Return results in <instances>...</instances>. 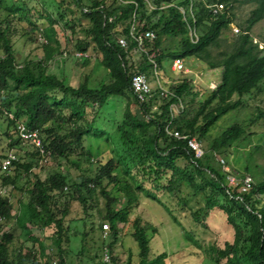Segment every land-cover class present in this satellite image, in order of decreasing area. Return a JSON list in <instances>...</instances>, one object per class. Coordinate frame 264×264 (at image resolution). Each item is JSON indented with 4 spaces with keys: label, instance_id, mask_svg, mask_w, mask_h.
<instances>
[{
    "label": "trees",
    "instance_id": "obj_1",
    "mask_svg": "<svg viewBox=\"0 0 264 264\" xmlns=\"http://www.w3.org/2000/svg\"><path fill=\"white\" fill-rule=\"evenodd\" d=\"M29 1L12 0L9 8L11 13L31 16L32 10L39 13L37 17L32 16L33 20L29 19L35 28H39L36 24L39 18L47 21L48 26L42 28L46 39L42 43L43 60L19 65L10 38L9 20L6 16L0 18V95L4 97L0 111L12 114L11 119L8 118L13 129L9 145L23 142L32 148L27 153L30 159L24 162H20L16 151H9L15 155V159L11 161L9 170L2 172L0 179V223L13 218L15 224L28 236L30 245L23 247L11 232H6L0 226V264H41V261L45 264H67L72 238H79L77 254L82 257L87 252L86 238L93 239L92 235L96 232H99L100 240L94 256L87 255L88 264H120L114 246L120 233L119 224L128 223L133 228L131 236L138 246L140 259L137 264H167L166 252L154 255L149 247L147 231L156 234V228L140 217L130 218V215L139 201L138 190H143L151 199L160 200L159 193H179L183 183L190 188L189 195H201L204 198L202 206L190 211L194 222L205 228L208 215L219 209L235 229L232 243L225 242L222 247L209 244L208 251L213 262L222 264L226 260L230 264H264V201L259 198L264 194V174L261 180H253L249 191L238 192L225 184L221 167L213 158V152L222 156V151L241 136L242 127L235 123L222 130L208 142L200 158L193 156L186 140L169 136L165 130L173 113L170 104L180 100L183 109L173 118V128L201 141L220 117L230 110L241 108L244 97L251 95L254 89L259 90V83L264 79V52L260 53L258 45L252 41L250 31L254 24L264 18V0H250L256 6L244 19L231 48L216 52L213 49L220 46L221 35L230 29L233 20L227 4L238 0L198 1V12L194 10L193 16L188 12L185 16L179 6L187 10L192 3L195 9V0L175 3L172 0H150V13L147 12L146 0H91L89 3H84V0H59V8L65 5V9L71 11L74 7L89 20V25L84 29L85 37L77 39L75 44L76 49L82 51L91 46L94 52L100 54L98 58L101 65L109 70L111 80L98 86L90 84L87 74L74 85L67 82L64 75H56L46 69L43 61L50 60L61 51L54 28L56 19L48 16L43 8L29 6ZM215 1L223 2L225 9L213 14L204 4ZM83 7L88 11H84ZM151 14L156 15L155 20L151 19ZM59 16L62 18L61 14ZM109 16L113 17L111 21L107 19ZM133 19L143 22V29L155 31L151 50L156 49L154 60L158 68L165 58L177 57L198 58L209 68H221L214 89L205 95L192 114L187 112L184 98L194 96V93L184 81L169 88L171 94L162 97V102L154 111L151 108L153 91L147 101L135 98L130 86L131 75L136 72L146 73L153 66L148 54L138 50L133 41H129L126 48L117 42L118 36L128 34ZM202 23L205 26L197 34V40L192 41L189 29L195 28L198 32ZM173 38H179L176 50L161 48L164 41ZM133 50L140 53L141 60L137 64L130 58ZM73 57L77 58L74 54ZM89 57L83 58L85 64L89 62ZM127 94L131 96L134 109L125 110L122 122L116 129L121 144L127 147L134 168L131 173L134 182L121 181L117 176L118 160L110 158L106 162L96 161L91 174L80 173L70 178L64 172L55 170L44 178L35 174L25 186H18L19 177L22 174L28 175L46 155L49 158L68 159L71 153L83 148L84 136H100L101 128L95 122L97 114L88 119L87 105H96L101 112L107 107L110 97ZM260 115H264V111H260ZM22 119L29 130H38L42 152L15 134V123ZM64 125H67L66 130ZM9 152L0 155V163ZM80 153L89 155L84 150ZM178 159L185 163L179 164ZM89 161L92 162V158ZM74 164L77 167V163ZM11 170L15 172L10 174ZM125 171L130 172V168L125 166ZM9 186L12 187L10 190H18L25 196L21 195L14 202L7 194L10 192ZM96 194L105 200L103 213L98 210L94 199ZM180 200L185 201L184 198ZM14 203L18 204L17 210ZM73 203L79 206L81 228L72 225L73 220L69 218ZM97 216H100L101 221L96 220ZM103 223H107L110 228L106 243L110 263L101 262ZM30 226L42 229L43 238L47 237L52 244L51 252L44 247L43 238L30 234ZM124 264H130V256Z\"/></svg>",
    "mask_w": 264,
    "mask_h": 264
},
{
    "label": "rangeland",
    "instance_id": "obj_2",
    "mask_svg": "<svg viewBox=\"0 0 264 264\" xmlns=\"http://www.w3.org/2000/svg\"><path fill=\"white\" fill-rule=\"evenodd\" d=\"M11 1L0 0V18L6 16L9 20L10 38L18 64L22 65L29 61L43 60V45L41 43L42 40L39 41V37H44L42 28L48 26L47 21L44 18H39L36 20L39 28H35L34 25H31L29 19L33 20L32 16L37 17L39 13L36 14L35 10L31 11L33 13L32 16L25 13L20 14L19 12L11 13L9 8ZM58 1L30 0L28 2L29 6L43 8L48 16L56 19L54 28L57 32L61 51L50 60L43 61L46 69L56 75H64L66 81L74 85L81 81L85 74L89 76L91 85L98 86L109 82L111 74L108 69L101 65L98 58L100 54L94 52L91 46L86 50L90 56L87 64L83 62V58L73 57V53L77 51L76 40L85 37L84 29L89 25V20L74 7H72L71 11L66 10L65 5L59 8L57 5ZM90 1L84 0V3H89ZM178 1L180 0H172L173 3ZM198 1L206 2L207 0H195L196 4ZM227 6L229 12L233 14V20L230 29L224 31L221 35L220 46L217 49H213L214 52L231 48L232 41L237 34L234 32L233 26H240L239 29H241L244 19L256 4L250 0H238L227 4ZM150 9L148 6V13H150ZM194 10L198 12V4ZM59 14L62 15V18ZM155 18L156 15L151 14V19L155 20ZM204 26L205 24L202 23L197 29V34L200 33L201 28ZM71 28H73V31ZM250 35L252 41L261 50L260 53L264 52V18L254 24ZM178 39L173 38L164 41L161 48L169 51L176 50L178 48ZM130 58L135 64L141 60L140 53L137 50L130 52ZM160 64L161 66L156 71L151 69L145 73L153 91L152 111L162 102L161 88L169 90V88L171 89L184 81L194 93V96L188 95L184 98L185 108L189 114H192L205 98V95L214 89L221 71V68H209L205 62L193 57L184 59V65L187 69L185 72L173 71L171 58H165ZM258 87L259 90L254 89L251 95L244 97V105L241 108L230 110L220 117L210 128L207 137L201 140L206 149L208 142L231 124L236 123L241 126L243 129L241 136L222 151L221 155L225 157L228 165L236 172H249L254 182L261 180L264 174V115H260V111H264V79L259 83ZM3 98V95H0V103ZM127 108L134 109L129 94L110 97L107 107L101 112L97 110L96 105H87L86 116L88 119L97 114L95 122L96 126L101 128L100 136L96 137L90 134L84 136L83 148L71 153L68 159L49 158L46 162H38V165L34 166L28 175L22 174L19 177L18 186H25L26 182L32 180L35 174L40 178H44L55 170L64 172L70 178H74L80 173L91 174L96 161L106 162L110 158L118 160L119 171L117 176L120 180L134 182L131 175L134 172V168L130 163L127 147H123L121 144L119 131L116 129V126L121 124ZM137 112L141 116L139 111ZM11 116L12 114L10 113L0 111V155L14 150L20 158V162L28 161L30 156L27 153L32 151L28 144L17 142L14 146L9 145L10 137H13V129L8 122V118L11 119ZM16 122L24 123L23 119ZM66 127L67 125H64V130L67 129ZM81 150H84L89 155L81 154ZM90 158H92V162L89 161ZM177 162L179 164L185 163L182 159H178ZM74 163H77V167ZM125 166L130 168V172L125 171ZM19 171L22 172V170ZM14 172V170H11L10 174ZM1 175L2 172L0 171V179ZM110 187L111 185L108 186V189ZM11 188L9 186L8 191ZM3 190L5 189L3 188ZM190 191V188L183 183L179 193H159L160 200H154L147 197L143 190H138L139 201L130 218L138 216L156 228V234H153L151 230L147 231L150 238L149 247L154 255L166 252L167 264H215L208 251L209 244L222 247L225 242L232 243L235 237V229L233 225L227 222L226 215L219 209L212 211L208 215L205 228L194 222L191 219L190 211L202 206L204 198L201 195L192 197L189 195ZM7 194L14 202L18 197L25 196L20 191L13 189ZM182 198L185 199L184 202L180 200ZM259 198L264 201V194L260 195ZM94 199L98 210L103 213L104 198L100 194H96ZM262 201L261 203L263 204ZM14 204L15 210H17L18 204ZM79 215V206L77 203H73L69 218L73 220L72 225H77L81 228ZM96 220L101 221L100 216H97ZM0 226L6 232H11L13 237L18 239V242L23 247L30 245V242L27 241L28 236L15 224L13 218H9L7 222L2 221ZM119 228L120 233L114 246V252L119 256L120 264H124L128 256H130V264H137L140 258L137 243L131 236L133 228L130 223L119 224ZM29 229L30 234L34 237L43 238L44 232L39 227L30 226ZM92 236L93 239L91 240L89 237L86 238L87 252L82 257L77 254L79 238H72V247L67 256V264H88L89 258L87 255L90 257L94 256L96 245L100 240L99 232L93 233ZM42 242L47 251L51 252L53 247L48 238L44 237ZM41 264L45 263L41 261ZM222 264L230 263L224 260Z\"/></svg>",
    "mask_w": 264,
    "mask_h": 264
},
{
    "label": "built area",
    "instance_id": "obj_3",
    "mask_svg": "<svg viewBox=\"0 0 264 264\" xmlns=\"http://www.w3.org/2000/svg\"><path fill=\"white\" fill-rule=\"evenodd\" d=\"M148 6L152 8L151 1L146 0ZM206 8H208L209 11H211L213 14L217 12H222L225 9V5L223 2H212V3H205L204 4ZM84 11H88L86 7H83ZM179 10L186 16V12L191 14V16L194 15L193 11V5L190 3L188 5L187 10L183 6H179ZM108 21H111L113 19L112 16H109ZM194 21V20H193ZM143 22L138 21L136 19H133L128 27V34L120 35L117 38V42L119 45L123 48H126L129 41H133L137 47L138 50H141L148 54V59L151 61L154 71L157 70V63L155 62L154 58L156 56V49L151 50V44L153 40L156 37V33L152 29L144 28L142 27ZM233 26V25H232ZM240 27V26H239ZM238 26H233L234 32H239ZM189 35L192 41L197 40L198 35L195 30V28L189 29ZM42 40V41H41ZM39 41L41 43H45L46 39L44 37H39ZM74 56L77 58H86L88 57V53L86 51L77 50L74 53ZM172 70L175 72H185L187 71L185 65H184V59L182 58H174L172 59ZM130 86L131 90L135 96V98L139 101H147L152 96V90L150 86V82L148 80V77L143 72H136L131 75L130 77ZM161 94L163 97H166L171 94V92L165 88H161ZM170 109L173 113H171L170 119L168 120L165 130L166 133L169 136L175 137L177 139H183L186 140V144L188 148L193 153V156L195 158H200L205 153V148L202 144V142L196 137H189L188 135L180 132L177 129H174L172 126V121L175 115L182 111L183 109V103L178 100L177 102H173L170 104ZM15 134L21 138L22 140L29 141V143L37 148L39 151L42 152V142L41 137L39 136V132L37 129L29 130L25 124L21 122L15 123ZM214 159L219 163L221 170L224 174L225 184L230 187L236 189L238 192H247L251 189L253 184V179L249 173H238L233 168H231L224 157L220 156L217 152H213ZM15 159V155L11 152H9L6 157H4L1 160L0 163V171L5 172L8 171L11 165V161ZM49 159V157L46 155L43 158V162H46V160ZM109 225L107 223L102 224L101 229V238L104 241V245L102 247L101 251V262L102 263H110V254L108 251V247L106 245L107 241L109 240ZM54 263V262H53Z\"/></svg>",
    "mask_w": 264,
    "mask_h": 264
}]
</instances>
